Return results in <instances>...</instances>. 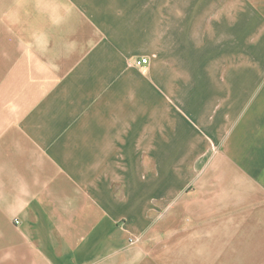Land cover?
<instances>
[{"label": "crops", "instance_id": "0c3cea01", "mask_svg": "<svg viewBox=\"0 0 264 264\" xmlns=\"http://www.w3.org/2000/svg\"><path fill=\"white\" fill-rule=\"evenodd\" d=\"M201 1L0 0V264H264L260 11L225 0L154 112V27Z\"/></svg>", "mask_w": 264, "mask_h": 264}, {"label": "rangeland", "instance_id": "374dc122", "mask_svg": "<svg viewBox=\"0 0 264 264\" xmlns=\"http://www.w3.org/2000/svg\"><path fill=\"white\" fill-rule=\"evenodd\" d=\"M185 7L188 6L187 0H185ZM249 4L252 6H255L260 11V16L263 17L264 15L261 13L262 8L264 7V0H248ZM240 3H247L246 0H231V4L237 5ZM202 11L200 12V24L201 27L199 28H189L182 30L184 34H181L179 37L177 35L181 32V30H178L176 28L169 29V42L168 44L163 43L161 41V32L162 30L160 27H154V35L157 34V36H154V54L153 57L157 59L156 67L154 68V78H153V85L156 86L158 89H160V81L161 76L160 74L162 72H166L169 75L170 78V90L169 93H156L158 95L157 98V106L156 109H154L155 113H158L156 115H160L161 113V105L165 102H174L176 99V85L175 81L178 77V72L180 73L181 77L186 78V75L188 74L187 71L193 70L194 68H204L207 67L208 63V53H209V45H208V36H209V30H208V20L211 17V19L214 18L216 15L217 20L219 21L223 17V11H224V4L225 0H216L215 4L218 6L216 9V12H211L209 15V9L208 4L209 0H202ZM221 5V6H219ZM258 6L262 8H258ZM156 16H154V19ZM158 20L160 19V15H158ZM170 21L171 16H170ZM159 22V21H158ZM184 35V37H183ZM183 37V42L181 43ZM195 41V43H193ZM162 42V43H161ZM199 56V61L194 56ZM187 70V71H186ZM138 78H145V75L142 73L140 74L138 72L137 74ZM182 79V78H181ZM171 82H174L172 85ZM139 83V82H138ZM158 141V140H157ZM156 142V141H155ZM154 142V146H155ZM155 148V147H154ZM160 148V147H156ZM153 175H158L155 172V167H153ZM186 179L187 177L191 179V170H187L186 166Z\"/></svg>", "mask_w": 264, "mask_h": 264}, {"label": "built area", "instance_id": "2783aa9c", "mask_svg": "<svg viewBox=\"0 0 264 264\" xmlns=\"http://www.w3.org/2000/svg\"><path fill=\"white\" fill-rule=\"evenodd\" d=\"M148 63V59L147 58H139V59H134L130 62V65L135 66V67H142L144 65H146ZM16 224H18L19 222L16 221Z\"/></svg>", "mask_w": 264, "mask_h": 264}]
</instances>
